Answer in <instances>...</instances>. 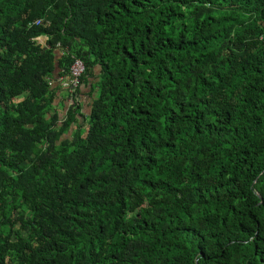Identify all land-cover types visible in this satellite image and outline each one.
<instances>
[{"label": "trees", "instance_id": "1", "mask_svg": "<svg viewBox=\"0 0 264 264\" xmlns=\"http://www.w3.org/2000/svg\"><path fill=\"white\" fill-rule=\"evenodd\" d=\"M0 264H264V0H0Z\"/></svg>", "mask_w": 264, "mask_h": 264}, {"label": "crops", "instance_id": "2", "mask_svg": "<svg viewBox=\"0 0 264 264\" xmlns=\"http://www.w3.org/2000/svg\"><path fill=\"white\" fill-rule=\"evenodd\" d=\"M47 40H48L47 37H39L37 39L38 43H40L42 46H45V44H47ZM90 89H91V85L89 83V85H87L86 87H82L80 94L78 96V101L80 103V108H81L80 112L83 113L84 115L90 112V104L92 102L93 95L95 94L92 93L90 95ZM64 90L62 91L60 90L59 93H57V98L55 101V104H60L61 102H64L65 107L62 113H66V111L69 108V105H72L71 98H69L68 94ZM82 120L83 118L81 117V121Z\"/></svg>", "mask_w": 264, "mask_h": 264}, {"label": "built area", "instance_id": "3", "mask_svg": "<svg viewBox=\"0 0 264 264\" xmlns=\"http://www.w3.org/2000/svg\"><path fill=\"white\" fill-rule=\"evenodd\" d=\"M38 24V21L36 22ZM85 75V64L84 62L76 58L74 59L71 68L70 74L65 83V88L69 89V93L74 94L81 85V79ZM64 87V86H63ZM72 101V100H71ZM73 104V101L71 102Z\"/></svg>", "mask_w": 264, "mask_h": 264}, {"label": "rangeland", "instance_id": "4", "mask_svg": "<svg viewBox=\"0 0 264 264\" xmlns=\"http://www.w3.org/2000/svg\"><path fill=\"white\" fill-rule=\"evenodd\" d=\"M37 39H38V38H36V41H37ZM37 42H38V41H37ZM66 80H67V79H60V81H59V83L62 84V86H64V88L66 87V86H65V83H66L65 81H66ZM64 82H65V83H64Z\"/></svg>", "mask_w": 264, "mask_h": 264}]
</instances>
